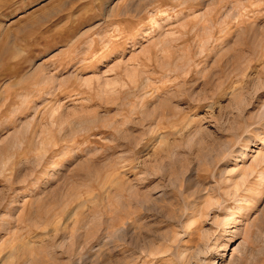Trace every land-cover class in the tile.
<instances>
[{
  "label": "rangeland",
  "instance_id": "1",
  "mask_svg": "<svg viewBox=\"0 0 264 264\" xmlns=\"http://www.w3.org/2000/svg\"><path fill=\"white\" fill-rule=\"evenodd\" d=\"M0 264H264V0H0Z\"/></svg>",
  "mask_w": 264,
  "mask_h": 264
},
{
  "label": "bare ground",
  "instance_id": "2",
  "mask_svg": "<svg viewBox=\"0 0 264 264\" xmlns=\"http://www.w3.org/2000/svg\"><path fill=\"white\" fill-rule=\"evenodd\" d=\"M142 85V84H141Z\"/></svg>",
  "mask_w": 264,
  "mask_h": 264
}]
</instances>
